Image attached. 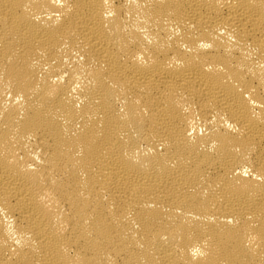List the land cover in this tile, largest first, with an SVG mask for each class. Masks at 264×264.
Masks as SVG:
<instances>
[{
  "label": "bare ground",
  "instance_id": "bare-ground-1",
  "mask_svg": "<svg viewBox=\"0 0 264 264\" xmlns=\"http://www.w3.org/2000/svg\"><path fill=\"white\" fill-rule=\"evenodd\" d=\"M0 264H264V0H0Z\"/></svg>",
  "mask_w": 264,
  "mask_h": 264
}]
</instances>
